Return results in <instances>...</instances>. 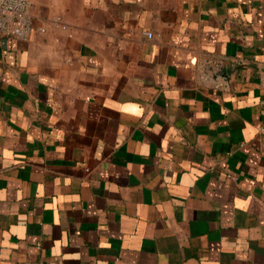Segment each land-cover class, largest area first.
I'll list each match as a JSON object with an SVG mask.
<instances>
[{
  "label": "crops",
  "instance_id": "crops-1",
  "mask_svg": "<svg viewBox=\"0 0 264 264\" xmlns=\"http://www.w3.org/2000/svg\"><path fill=\"white\" fill-rule=\"evenodd\" d=\"M30 3L0 35V264H264V0Z\"/></svg>",
  "mask_w": 264,
  "mask_h": 264
},
{
  "label": "built area",
  "instance_id": "built-area-1",
  "mask_svg": "<svg viewBox=\"0 0 264 264\" xmlns=\"http://www.w3.org/2000/svg\"><path fill=\"white\" fill-rule=\"evenodd\" d=\"M30 6V0H0V35L27 41L34 29ZM54 24L55 27L66 30L59 20ZM38 31L44 33L45 30ZM145 36L150 39L152 34L146 33ZM212 65L217 70L222 66V62L217 60Z\"/></svg>",
  "mask_w": 264,
  "mask_h": 264
},
{
  "label": "water",
  "instance_id": "water-1",
  "mask_svg": "<svg viewBox=\"0 0 264 264\" xmlns=\"http://www.w3.org/2000/svg\"><path fill=\"white\" fill-rule=\"evenodd\" d=\"M212 76L214 78H216V76H220L223 79V82H228V74L223 72L221 69L213 71Z\"/></svg>",
  "mask_w": 264,
  "mask_h": 264
}]
</instances>
